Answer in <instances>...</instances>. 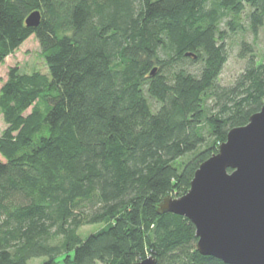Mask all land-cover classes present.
<instances>
[{
    "label": "trees",
    "instance_id": "obj_1",
    "mask_svg": "<svg viewBox=\"0 0 264 264\" xmlns=\"http://www.w3.org/2000/svg\"><path fill=\"white\" fill-rule=\"evenodd\" d=\"M263 28L264 0H0V66L35 37L48 68L13 67L0 89V264H225L157 208L264 106L246 41L244 71L219 83L227 39Z\"/></svg>",
    "mask_w": 264,
    "mask_h": 264
},
{
    "label": "water",
    "instance_id": "obj_2",
    "mask_svg": "<svg viewBox=\"0 0 264 264\" xmlns=\"http://www.w3.org/2000/svg\"><path fill=\"white\" fill-rule=\"evenodd\" d=\"M41 21V12L34 11L26 24L37 28ZM157 212L189 219L203 256L225 264H264V106L248 124L229 131L218 153L200 165L185 195L164 198ZM157 263L150 256L134 264Z\"/></svg>",
    "mask_w": 264,
    "mask_h": 264
},
{
    "label": "rangeland",
    "instance_id": "obj_3",
    "mask_svg": "<svg viewBox=\"0 0 264 264\" xmlns=\"http://www.w3.org/2000/svg\"><path fill=\"white\" fill-rule=\"evenodd\" d=\"M246 41L253 45L254 52L260 59L264 56V28L260 31L257 40L254 42V37L251 33L232 35L227 39L228 47V62L220 76L219 83L222 86H231L234 84L239 75L244 71L247 61L241 58V43ZM13 67H19L23 73L32 74L34 72L48 73V68L41 56V47L35 37H31L26 41L21 48L13 55L6 59V62L0 66V89L8 78L9 70ZM7 128L4 117L0 110V136ZM104 227V224L99 225H84L80 228L79 233L85 239L89 235L98 232ZM63 242V237L57 236L50 240L52 245H60ZM44 258L33 259L29 264H42Z\"/></svg>",
    "mask_w": 264,
    "mask_h": 264
}]
</instances>
